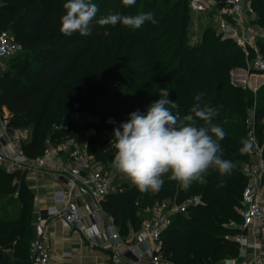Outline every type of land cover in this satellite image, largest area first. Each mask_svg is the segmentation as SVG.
Instances as JSON below:
<instances>
[{
  "label": "trees",
  "instance_id": "trees-1",
  "mask_svg": "<svg viewBox=\"0 0 264 264\" xmlns=\"http://www.w3.org/2000/svg\"><path fill=\"white\" fill-rule=\"evenodd\" d=\"M215 1L217 8L223 6L224 0ZM92 2L102 5L99 11L107 15L152 13L157 23L147 21L133 30L121 24L100 26L93 21L90 35L77 32L66 37L60 31L66 0L0 1V30H8L23 45V51L0 72L1 103L9 111L8 125L28 131L23 149L31 157L65 138H75L78 143L80 129L94 128L97 135L88 140L87 151L109 171L116 151L113 129L129 119V115L120 114L121 85L142 82L136 94L149 98L145 110L161 98L160 90L167 88V98L179 106L173 113L178 112L181 118L196 103L194 97L203 93L201 106L217 110L212 125L225 133L219 141L222 158L230 160L234 168L223 175L210 168L206 183L193 182L187 190L170 180V173L163 177L159 191L141 192L137 186L110 190L103 207L120 235L127 238L139 229L143 217L151 214L152 208L149 213L142 211L147 202H180L198 195L202 204L176 213L162 232L161 256L170 264H216L237 256L239 244L227 233H238L240 229L219 219L236 216L242 206L247 178L236 167L249 158V151L241 152L242 141L253 135L264 155V94L257 100L246 87L230 80L231 69L244 63L243 49L212 28L192 42L189 0H136L130 7L122 0ZM250 7L257 15L255 23L264 29V0H250ZM113 45L117 46L116 52ZM249 50L253 52V48ZM258 52L264 55L263 43H258ZM156 75L160 80L153 88L145 80ZM115 81L119 85L108 89L107 84ZM75 104L80 109L90 107L96 119L70 121L68 114ZM251 108L253 132L248 136ZM197 125L207 126L199 119ZM14 178L19 182L13 184ZM16 190L19 195L13 198ZM32 200L24 173L0 168V264H32L27 249L33 234Z\"/></svg>",
  "mask_w": 264,
  "mask_h": 264
},
{
  "label": "built area",
  "instance_id": "built-area-1",
  "mask_svg": "<svg viewBox=\"0 0 264 264\" xmlns=\"http://www.w3.org/2000/svg\"><path fill=\"white\" fill-rule=\"evenodd\" d=\"M246 3L247 0H224L223 6L217 8L215 0H189V7L193 13L218 11L221 31L227 34L235 27L224 17L227 15L236 23L242 22ZM236 36L238 44L244 45L243 40ZM22 51L23 45L15 41L8 30H0V65ZM253 66L255 69H264V60L257 58ZM8 119L9 111L1 103L0 91V166L8 172L25 174L31 171L44 172L46 164L53 162L56 166L50 173L61 182L59 187L52 190L45 207L40 204L41 197L33 200L35 221L29 246L32 264H50V228L55 220H61L77 231L91 226L93 235L90 241L93 243L102 233H107L110 245L107 264H170L160 253L161 234L171 224L176 213H185L188 208L202 204L200 196H189L180 202L166 200L156 203L150 211V217L141 221L139 229L123 238L103 207L106 195L113 186V176L87 151V145L79 146L75 140L67 138L57 145L46 146L39 155L31 157L23 149L24 135L11 128ZM69 119L74 123L82 122L78 112H71ZM252 156L251 167H246L251 180L243 187L241 194L240 232L232 237L240 247L233 259L234 264H264L262 255L255 251L249 254L247 250L248 247L255 248L248 240L249 235L252 238L264 237V155L259 145L254 147ZM18 182L17 178L12 180L13 184ZM13 195L17 197L18 190ZM68 254L63 252L62 256Z\"/></svg>",
  "mask_w": 264,
  "mask_h": 264
},
{
  "label": "clouds",
  "instance_id": "clouds-1",
  "mask_svg": "<svg viewBox=\"0 0 264 264\" xmlns=\"http://www.w3.org/2000/svg\"><path fill=\"white\" fill-rule=\"evenodd\" d=\"M122 3L130 7L136 0H122ZM63 7L66 14L61 17L60 31L66 37L77 32L81 36L90 35L93 21L100 26L121 24L133 30L147 21L157 23L152 13L143 12L116 13L96 19L99 8L92 0H66ZM168 94L167 88L161 89V99L152 103L146 113L133 111L126 122L113 129L116 151L111 167L124 174L141 192L159 191L165 174L170 173L168 178L178 181L182 189L187 190L193 182L206 183L205 175L210 168L221 175L234 168L230 160L222 158L219 141L224 139L225 133L212 125L217 110L201 106L203 93L194 97L196 103L182 118L178 112L173 113L179 106L167 98ZM197 119L207 126H198ZM242 143L241 152L251 149L250 140ZM224 264L234 262L226 259Z\"/></svg>",
  "mask_w": 264,
  "mask_h": 264
},
{
  "label": "rangeland",
  "instance_id": "rangeland-1",
  "mask_svg": "<svg viewBox=\"0 0 264 264\" xmlns=\"http://www.w3.org/2000/svg\"><path fill=\"white\" fill-rule=\"evenodd\" d=\"M1 1V0H0ZM98 8L101 9L102 5H98ZM199 12H194L191 14V27H190V39L192 42H196L198 40L201 39L203 33L205 30L212 28L215 33H220L222 34L223 38L224 37H228L232 40L235 41V43L241 47L244 51V63L243 65L239 66V67H235L233 69H231L230 71V80L233 84L238 85V86H242V87H246L250 92H252L254 94V98L258 100V98L262 97V95L264 94V69H255L254 68V62L257 58H261L262 60H264V55L260 54L258 52V43H263L264 44V29L259 26L258 24L255 23V19H256V12H254L251 7H250V0H247L246 3V9H245V13L243 14V21L242 22H235L233 19H231L230 16L224 17V20L227 21L228 23H231L234 27L235 30L225 34L221 31V23H220V14L218 11L214 10L213 12H201V18L199 17L198 19L196 18V14ZM98 16L102 17L105 13H101V11H99V13H97ZM106 16L110 15V14H105ZM104 15V16H105ZM105 16V17H106ZM236 35H238V37H240L243 42L244 45H240L238 44V42L236 41ZM250 48H253V52H251L249 50ZM117 46L113 45V50L116 52ZM122 53V52H121ZM120 53V54H121ZM12 59H8L5 60L3 62V64L0 65V72L3 71V69H5L6 64L10 61H12ZM117 60V59H116ZM117 72V71H116ZM118 74V72H117ZM118 76H120V74H118ZM243 76V77H242ZM160 80L159 75L154 76L153 78H149L148 80H145L146 83H148V85H152V87L154 88L155 86H157V82ZM142 83V82H140ZM140 83H135L131 86H123L121 85L120 88L122 89L121 94H120V100H121V116H126L129 115L130 113H132L133 111H137L139 110L141 113H146L147 110L143 109V107H145L146 105H148L149 103V98H146L144 95H137L136 91L138 86L140 85ZM114 84H118L119 83L117 81L112 82V83H108L107 84V88L110 89V87H112ZM146 93V91H145ZM144 96V98H143ZM161 99V98H159ZM262 103H264V100L262 101ZM140 105H142L140 107ZM254 108V107H253ZM251 108L248 110V121H247V129L248 131L251 130V134L253 132V116H254V109ZM71 112H78L80 113L82 122L85 121H94L96 119V117L93 115L91 108L88 107L87 109H80L79 105L75 104V106L73 107V109L69 112V114ZM68 114V116H69ZM81 122V123H82ZM79 139L80 142L78 141L79 146H83L85 147L86 145H88V140L91 137H94L97 135V132L95 131L94 128H83L80 129L79 131ZM25 139V138H24ZM75 139V138H74ZM73 139V140H74ZM66 140L63 139V141ZM249 140L252 142V147L249 150V158L247 161L241 162L236 168V170L239 171V173L243 174L246 178V184L250 182V178L251 176L248 175V172H246V167L247 165H249V167H251L252 164V160H253V150L254 147L257 145H259L256 141V138L252 135V137H249ZM62 142V141H61ZM114 143V142H113ZM51 144H48V146H50ZM260 147H262V145H259ZM1 168V167H0ZM110 174L113 176V186L111 188V191H116V189H130L132 187H135V185L122 173L118 172L117 170H115L114 168L109 170ZM151 190L147 191L150 192ZM13 198H17L16 196L13 195ZM155 204L152 203L150 204L149 202H147L143 208L142 211L143 213H149L150 209L152 208V206H154ZM11 206H7V209H10ZM142 217L144 215H141ZM150 214H146V216H144L143 218H149ZM219 221L221 223H226L227 225H229V227H236L239 225L240 223V212H239V208L237 209V215L234 217H230V218H226V219H219ZM32 228V225H31ZM33 230V229H32ZM31 230V231H32ZM228 235L234 237L236 236L235 232H228ZM33 239V234L27 244V249L29 252V246H30V242ZM8 253H10V249L6 250ZM219 262H217L216 264H218Z\"/></svg>",
  "mask_w": 264,
  "mask_h": 264
},
{
  "label": "crops",
  "instance_id": "crops-1",
  "mask_svg": "<svg viewBox=\"0 0 264 264\" xmlns=\"http://www.w3.org/2000/svg\"><path fill=\"white\" fill-rule=\"evenodd\" d=\"M200 14L195 15L197 19L202 17ZM6 110L8 109L6 108ZM17 130L25 138L27 137L28 131L26 129ZM55 166V163L48 162L44 172L31 171L24 174V182L28 191L32 194L33 200L38 196L41 197L40 204L42 207L49 203L52 190L61 185V182L50 173ZM0 167L2 168V166ZM33 200L30 208L32 229L35 221ZM50 229L49 241L52 248L50 264H107L110 254L107 233H102L97 238L96 243H93L90 241L93 235L91 226H87L83 231H77L75 228L65 225L61 220H55ZM248 240L255 245V248L248 247V253L251 254L255 251L256 254L264 257V237L252 238L249 235ZM63 252L69 253L68 256H62ZM235 257H226L220 260L218 264H224L226 259L233 261Z\"/></svg>",
  "mask_w": 264,
  "mask_h": 264
},
{
  "label": "water",
  "instance_id": "water-1",
  "mask_svg": "<svg viewBox=\"0 0 264 264\" xmlns=\"http://www.w3.org/2000/svg\"><path fill=\"white\" fill-rule=\"evenodd\" d=\"M247 135H248V136H250V135H251V130H249V131H248Z\"/></svg>",
  "mask_w": 264,
  "mask_h": 264
},
{
  "label": "bare ground",
  "instance_id": "bare-ground-1",
  "mask_svg": "<svg viewBox=\"0 0 264 264\" xmlns=\"http://www.w3.org/2000/svg\"><path fill=\"white\" fill-rule=\"evenodd\" d=\"M243 77V76H242Z\"/></svg>",
  "mask_w": 264,
  "mask_h": 264
}]
</instances>
